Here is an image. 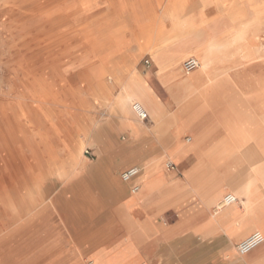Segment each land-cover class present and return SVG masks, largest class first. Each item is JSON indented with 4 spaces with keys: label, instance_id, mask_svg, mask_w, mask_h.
<instances>
[{
    "label": "crops",
    "instance_id": "1",
    "mask_svg": "<svg viewBox=\"0 0 264 264\" xmlns=\"http://www.w3.org/2000/svg\"><path fill=\"white\" fill-rule=\"evenodd\" d=\"M229 5L230 2L211 5L202 16L195 13L191 20L201 23L197 24L201 27L182 31L183 40H177L179 34H168L167 16L156 18L160 23L156 28L158 44L155 47H160L167 56L163 64L190 54L193 55L189 57L199 60L194 54L202 47L201 59H208L211 65L207 70L196 71L193 83L187 81L186 92L194 103L179 120L185 125L183 130L171 129V133L158 140L151 130L154 124L143 123L152 122L151 116L145 121L139 118L143 122L134 116L135 123L147 127L145 133L123 129L130 141L141 142L156 152L154 156L145 157L142 168H138L142 173L150 167L157 171L137 184L135 192L131 191L136 183L134 177L121 178L126 183L124 193L112 189L108 183L109 171L120 175L118 164L104 165L101 158L91 163L88 159L95 165L93 171L105 177L109 188H93L88 190V195L81 188L82 192L77 194L80 202L76 204V215L69 216L75 223L74 236L81 240H118L94 249L92 260L96 253L108 262L122 259V264H160L161 247L175 244L179 247L172 254L177 264H264V243L245 255H240L236 248L252 233L264 234V109L259 108L264 102V20L256 26L258 35L247 38V44H225L235 35L236 22L247 20L228 14ZM194 38L201 41V45ZM218 43L221 45H214ZM166 66L157 65L156 74L160 86L167 89L168 98L157 93L147 74L139 73L147 80L146 85L151 88L156 102L163 107V114L174 116L176 105L167 82L177 74ZM128 72L126 70V81ZM215 77L217 79L211 82ZM207 83L213 86L202 98L198 97L197 86ZM179 143H186L184 154L176 151ZM239 147L248 148L250 153L228 154L232 148ZM166 159L175 164L174 169L162 167ZM205 167L216 170L217 174H200V169ZM83 175L85 177V174L79 177ZM229 193L238 197V203L222 206L216 216V202H222ZM120 244L123 249L115 253ZM184 255L187 260H179Z\"/></svg>",
    "mask_w": 264,
    "mask_h": 264
},
{
    "label": "rangeland",
    "instance_id": "2",
    "mask_svg": "<svg viewBox=\"0 0 264 264\" xmlns=\"http://www.w3.org/2000/svg\"><path fill=\"white\" fill-rule=\"evenodd\" d=\"M46 1L0 0V108H7L10 111V107H19L22 104L30 103L32 105L30 129L32 131L35 130V132L37 130L44 132L43 134L48 137L46 142H48L49 146L58 149L60 153L58 156L61 157V160L68 157L70 151L77 145L74 143L76 140L82 141L84 143L83 156L89 159V162H96L98 158H101L105 163L104 165L118 164L120 166V177L123 178L122 173L126 169L132 167L142 168L141 162L143 159L154 156L156 154L155 149L147 148L141 142L130 141L128 134L120 126V114L115 109L112 111L107 105H102L101 100L105 97V94H99V97L94 94L91 88L97 85L99 80H95L92 77L88 81L83 76V73H87L92 68L93 63H87L89 61L84 60V58L83 61L76 65V70L69 73V75L67 73V77L62 83L59 82L61 81L60 79H55L53 83L52 79L46 75L45 69L47 68L46 65L50 63L49 58L57 56L58 47H52L50 51L41 47L42 43L39 44V41L37 42L38 39L34 38L33 33L37 32L48 21L56 20L64 15L71 16L75 11L83 9L89 11L77 16L75 19L80 18L81 23L91 22V24H94L93 28L97 27L95 29L97 30L95 31L97 38L101 40L109 31L106 27L108 20H113V18L116 19L117 17L125 19L126 29L122 35L125 36L126 47L123 48L124 52L122 54L124 56L120 58V62L124 63L126 61V70H129L127 76L129 75V78L131 76L137 77L139 81H143L146 85L147 80L139 71L144 75L147 74L149 83L156 89L157 93L163 98H168L167 89L161 87L157 79V64L151 44L155 42L157 24L160 23V21H156V18L161 17V15L166 18L164 9L171 0H160V2L157 0H142L141 2L143 3L140 8L143 10L152 8L155 17H147L142 14L140 15L142 17L141 22L137 18L134 19V15L130 7H128V3L134 0H114L115 2L126 1V12L122 15L120 14V16L118 13L114 15L110 13L113 12V9L111 2L108 0H62L63 2L61 3H53L50 8L42 9ZM194 16L195 14L193 13L191 17ZM190 22L192 23L193 21L191 20ZM195 23L197 22L195 21ZM70 24L68 23L67 26H75L71 22ZM197 27L200 28L201 26L197 25ZM179 32L176 33L179 34L177 40L185 39L181 33L182 31ZM73 35L75 33H72L70 39L63 41L61 45L64 49H70L69 57L86 48H79L80 50L76 48L73 40L71 42ZM75 50L79 51L76 52ZM107 53L109 52H105V54ZM191 55L193 54L184 57L182 61L185 62ZM98 60L99 58L96 61ZM44 62L46 65L43 67L42 64ZM65 62L66 60L64 59ZM66 67L68 69L71 68L67 63ZM108 75L114 76L112 69L106 70L103 80L109 83L111 100H113L119 95L126 78L122 79V82H114L113 79L107 78ZM69 76L71 77L69 78ZM21 82H27L32 87L26 90L22 87L23 84ZM145 106L147 107L146 104ZM134 116L136 120L141 121L137 114L132 113L131 118L134 119ZM143 123L149 126L154 124V122ZM178 123L182 125L180 121ZM88 128L92 129V137L91 132L87 130ZM126 129L132 130V127L128 125ZM74 137H76V140ZM31 139L33 143H41V139L36 133H34L33 137L31 136ZM111 152L114 153L111 154ZM50 153V157H53V153ZM168 162H171V160H164L162 167L166 168ZM58 165L65 169L68 168L66 163H59ZM47 167H44V165L40 166V173ZM54 176L51 175L43 180L41 190L45 200L43 205L47 206L41 214L43 215L42 222L45 226V232L41 239L49 240L47 242V252L44 254L42 261L34 259L35 255H33L24 264H106L114 262L105 261L96 253L93 255V260L91 256L97 247H102L107 242H117L118 240H81L74 236L75 223L67 222L65 216L74 217L76 215L77 202L73 201V195L81 193L82 189H77L76 184H67L64 179H57ZM83 178L86 179L87 177H84V175L79 177L81 186L84 194L88 195L90 194V191H88L90 189L83 186L86 181ZM91 179L94 184L93 188L101 190L109 188L102 174L93 171ZM0 202V240L21 239L15 238L16 236H10V234L22 223L26 222L29 215L20 221L11 220V208L2 191H0ZM43 205L33 207L32 214L43 210ZM59 208L63 209V215H59ZM171 245L168 244L165 247H161L159 251L161 256L160 264H177V258L172 253L179 245ZM115 246L117 245L115 244ZM118 247H116L115 253L123 249L122 244L118 245ZM186 257L184 255L179 260L182 261ZM122 263L123 260L121 259L114 264ZM183 264L186 263L184 262Z\"/></svg>",
    "mask_w": 264,
    "mask_h": 264
},
{
    "label": "bare ground",
    "instance_id": "3",
    "mask_svg": "<svg viewBox=\"0 0 264 264\" xmlns=\"http://www.w3.org/2000/svg\"><path fill=\"white\" fill-rule=\"evenodd\" d=\"M108 1L111 2L110 4L112 5L113 12L110 13H112L113 15L118 13L120 16V14L122 15L126 12V1ZM141 1L142 0H134L133 2L128 3V7H130L131 9L134 15V19L139 18L141 21L142 17H140V15L142 14L147 17H155L153 14L154 10L152 8L149 10H143L140 8L143 3ZM157 1L160 2V0ZM55 2L61 3L63 1L47 0L46 3L43 4L42 9L50 8V6H52ZM225 2H230V5L227 7V12L233 18H240L242 16L247 18L246 21L236 22L235 35L229 37L226 40L225 44H247V38H250L251 35H258L259 31L256 26H260L264 20V0H171L170 3L168 2L169 4L164 9V14H166L170 22L169 26L166 28L169 31L168 34H176L179 31L196 28L197 24L201 25V23L190 22L193 13H197L202 16L203 13L207 11L209 6L218 4L223 5ZM238 3H243L245 5L239 6L237 5ZM87 11L89 10L82 9L75 11V13L71 16H60L56 20L46 22L37 32L33 33L34 38L38 39L37 42L39 41V44L42 43L41 47H44L49 51L52 49V47H58V50L56 52L57 56L49 58V65H46L45 62L44 64H42L43 67L45 65L47 66V68L45 69L46 75L50 79H52L53 83L55 82V79H60L61 81L59 82L62 83L63 80L66 79L67 73L69 75V73H72L74 70H76V65L80 63V61H83V59L85 58L84 60L89 61L87 63H93V65L92 68L90 67L91 69H89L87 73H83L84 78L88 81H90L89 79H91L92 77L95 80H99L98 84L93 86L91 89L94 91V94L97 97H99V94H105V97H103L101 100L102 105H107L110 110L113 111L115 109L120 114V126L122 129H126V126L129 125L132 127L134 133H137L138 130H140L141 132L143 130L144 133L146 132L144 125L135 123V120L131 118L132 113L136 114L133 109V103L138 102L147 110V112L151 116L152 122H154L153 128L151 130L152 133L157 137L156 139H163L165 135L171 133V129H177L178 132L183 130L185 128V125H179L178 121L186 116L187 111L193 106L194 103L191 98V95L188 96L186 92L187 81L193 83L192 76L194 75V73L201 69L207 70L208 67L211 65V62H209L208 59H201L200 51L202 47H200V49L197 50L195 53L197 56H199V67L194 71L188 72L184 68V61H182L184 58L181 57L171 63L163 64L167 61L166 54L160 51V47H155L158 43L153 42V44H151L154 49L156 64L159 66L168 65L165 68L170 69L177 74L175 76V79L171 76V78L168 79L167 82L168 90L172 96L173 103L174 105H176V113L174 116H170L169 114H163V107L154 99V94L151 88L148 85H145L143 81H139L137 77L134 76H131L127 81H124L119 95H117L116 99L111 100L110 86L109 83L103 80V76L105 75L106 70L112 69L114 76L108 75V79H113L114 82H122L121 80L126 78V61L124 63L120 62V58L124 56L122 54V52H124L123 48L126 47V41L124 39L125 36L122 35L124 30L126 29V20L120 17H117L116 19L113 18V20H108V22H106V27L109 31L107 34H105V37L103 39L98 40L97 35L95 33V31H97L95 30L97 27L93 28L94 24H91V22L81 23L80 18L75 19L77 18V16H80L86 13ZM70 22L75 26H70ZM68 23L70 24L69 26H67ZM162 29L164 28H160V30ZM72 33H75V35H73L71 42L73 40V44H75L76 48H86L83 51H79L80 49L75 50L76 52H79L69 57V53H71L70 49H64V47L61 45L63 41L70 39V35ZM194 39L196 43H200L201 45V41H196L197 38ZM221 44L218 43L214 45L219 46ZM105 52L109 53L105 54ZM97 58H99L100 60L99 63V60L96 61ZM64 59L66 60L65 63ZM66 63L68 64V66H71L70 69L66 67ZM70 77L71 76H69V78ZM217 77L211 80V82H214ZM25 83L21 82V84H23L22 87L24 89L27 90L28 88L32 87L28 83ZM172 83H178L179 86ZM211 86L213 85L208 83L205 85H198V97L202 98L203 94L207 93ZM132 101L134 102L132 103ZM145 104L147 105V107L145 106ZM259 108L264 109V102H261ZM31 112L32 105L30 103H25L24 105L22 104L19 107H10V111L7 108H0V191L3 192L5 199L8 202L9 207L11 208V220L20 221L21 219L29 215L26 219V222L22 223L17 229L12 231L10 234V236H16L15 238L21 239L4 241L0 240V264H24L33 255H35L34 259H37L39 261H42L44 259V254L47 252V242L49 241L41 239L45 232V226L42 222L43 215L41 214L44 212V208L47 207L46 205H43L45 200L43 194L41 193L44 179L49 178L51 175H55L57 179H64L67 184L74 183L76 184L77 189H81V180L79 179V176L85 174V177L87 178H83L84 181L86 180V187H84L87 189H92L94 186L91 176L93 174L95 165L89 163L88 159L83 156L84 143H82V141H77L76 137H74V139L76 140L74 143H76L77 145L74 146V149L72 151H70L67 158L61 160V157L58 156L60 155L58 149L49 146L48 142H46L48 141V137L43 134L44 132L42 133L38 130L37 132H35V130L32 131L30 129L32 122ZM87 130L90 132L92 131L91 128H88ZM34 133H36L41 139V143H33L31 136L33 137ZM185 146L186 143H184V145L179 143L176 151L180 152L181 154H184ZM248 151L249 149L245 147H239V149L232 148L228 154H234L235 152H242L243 154H245V152ZM50 152L53 153V157H50ZM113 153L111 152V154ZM59 163L68 164V168L65 169L62 166L60 167L58 165ZM43 165L44 167H48L40 173V166ZM156 171V168L153 169L150 167L147 171L143 173L139 172L138 176L134 177V179H136V183L134 184V186H139L137 184H141L142 180L148 174ZM199 172L200 174L204 172L206 174H217L216 170H209L206 167L203 170L200 169ZM108 176L109 178L107 180L108 183L112 186V189L116 188L120 193H124L126 191V183L122 181L120 175L113 174L112 171H109ZM78 179L79 181H77ZM133 187L131 189L132 193L135 192L133 191ZM78 195H73V201L79 204L80 198L78 197ZM38 205H43V210L38 211L36 214H32L33 207ZM220 208H222V202H216V216ZM62 210L63 209L59 208V215H63L64 211ZM65 217L67 222H73L70 217ZM85 233L87 234L88 232L85 231ZM140 258L142 257H139V259ZM115 262L118 261L106 264H114Z\"/></svg>",
    "mask_w": 264,
    "mask_h": 264
},
{
    "label": "built area",
    "instance_id": "4",
    "mask_svg": "<svg viewBox=\"0 0 264 264\" xmlns=\"http://www.w3.org/2000/svg\"><path fill=\"white\" fill-rule=\"evenodd\" d=\"M200 65L199 60L196 57H189L184 62V68L186 71L191 72L196 70ZM133 109L136 112L137 116L141 120H148L150 115L147 112V110L138 102L133 103ZM167 168L174 169L175 164L173 162H168ZM139 173V169L137 167L130 168L126 172L123 173V179L129 180L133 177H135ZM138 189V186L133 187V191H136ZM239 199L235 194L229 193L225 195V197L222 200V206H229L232 204L238 203ZM262 243H264V234L260 231H256L243 239L241 242L237 244V252L240 255H245L249 252H251L253 249L260 246Z\"/></svg>",
    "mask_w": 264,
    "mask_h": 264
},
{
    "label": "water",
    "instance_id": "5",
    "mask_svg": "<svg viewBox=\"0 0 264 264\" xmlns=\"http://www.w3.org/2000/svg\"><path fill=\"white\" fill-rule=\"evenodd\" d=\"M133 168V167H132Z\"/></svg>",
    "mask_w": 264,
    "mask_h": 264
}]
</instances>
